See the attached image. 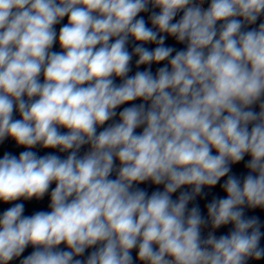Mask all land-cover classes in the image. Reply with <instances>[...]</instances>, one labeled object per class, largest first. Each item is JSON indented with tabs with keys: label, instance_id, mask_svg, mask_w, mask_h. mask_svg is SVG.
<instances>
[{
	"label": "clouds",
	"instance_id": "9594fccd",
	"mask_svg": "<svg viewBox=\"0 0 264 264\" xmlns=\"http://www.w3.org/2000/svg\"><path fill=\"white\" fill-rule=\"evenodd\" d=\"M204 2L0 0V143L69 153L0 158V202L40 200L55 183L50 211L26 216L14 203L0 215V264L29 245L20 264L264 259L259 217L245 216L246 207L264 210V22L246 30L264 0ZM149 5L159 9L151 27L140 15ZM169 37L186 48L166 46ZM130 38L139 42L131 53ZM133 55L148 67L129 76ZM154 63H163L155 74ZM246 156L241 178L233 166ZM148 181L163 190L134 187ZM218 184L225 196H213L206 216L198 203L188 207ZM229 224L228 234H214Z\"/></svg>",
	"mask_w": 264,
	"mask_h": 264
}]
</instances>
